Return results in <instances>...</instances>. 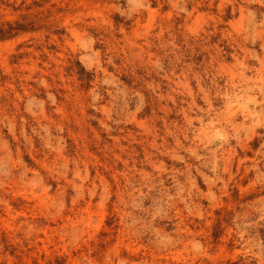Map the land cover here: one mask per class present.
Segmentation results:
<instances>
[{
  "label": "rangeland",
  "instance_id": "rangeland-1",
  "mask_svg": "<svg viewBox=\"0 0 264 264\" xmlns=\"http://www.w3.org/2000/svg\"><path fill=\"white\" fill-rule=\"evenodd\" d=\"M15 21L0 264H264V0H0Z\"/></svg>",
  "mask_w": 264,
  "mask_h": 264
},
{
  "label": "trees",
  "instance_id": "trees-1",
  "mask_svg": "<svg viewBox=\"0 0 264 264\" xmlns=\"http://www.w3.org/2000/svg\"><path fill=\"white\" fill-rule=\"evenodd\" d=\"M26 19V17H23V20H25ZM28 23V24H27ZM17 22V21H15L14 23H7V26H8V28L6 29V30H0L1 32V36L0 37H6L5 35H6V33H11L10 31L12 30H15V31H18V30H28V29H31V28H29V27H31L32 26V24L33 23H31V22ZM28 25H30V26H28ZM9 35H11V34H9Z\"/></svg>",
  "mask_w": 264,
  "mask_h": 264
}]
</instances>
